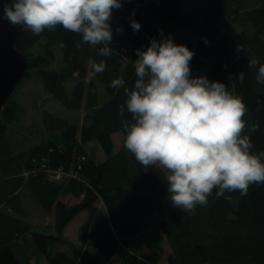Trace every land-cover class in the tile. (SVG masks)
<instances>
[{
    "label": "trees",
    "instance_id": "1",
    "mask_svg": "<svg viewBox=\"0 0 264 264\" xmlns=\"http://www.w3.org/2000/svg\"><path fill=\"white\" fill-rule=\"evenodd\" d=\"M181 1L121 0L122 7L113 10L110 24L116 34L117 28L122 32L117 41L112 39V53L107 57L98 54L105 45L84 43L80 34L60 25L51 31L45 29L39 36L16 26L14 47L25 56L27 69L38 65L39 58L31 60L28 53L42 40L43 52L51 54L55 46L61 50L59 70H39L43 88L64 108L84 113L80 124L55 117L59 134L31 147L16 163L6 130L17 120L19 106L10 95L0 107V264H22L14 246L24 234H31L48 264H91L49 250L56 243L71 245L63 237V230L84 210L87 216L79 226L78 239L94 247L98 257H111L119 243L139 236L158 213L166 216L161 223L170 247L166 264H264V183L251 184L246 195L226 191L217 197L213 189L206 204H197L192 211L172 210L166 215L169 193L165 171L157 165L145 169L124 147L123 122H135L126 108L124 88L132 90L138 79L134 67L136 50H144L152 38L159 41L161 33L173 36L188 29L190 34L175 38L174 43L194 52L189 64L191 75L219 81L242 98L247 108L242 135L250 138L251 153L264 152V84L256 81L259 65L247 67L253 57L264 64V2L246 9L242 0H207L184 11ZM232 3L239 5V14L227 13ZM130 19L141 25L139 31L132 30ZM127 44L131 45L129 53ZM237 46L243 50L237 51ZM101 60L106 62L105 71L86 80L91 64ZM74 71L79 72L78 80L73 77ZM240 72H244L243 83L236 78ZM118 77L124 79L125 86L111 87V81ZM67 82H72L70 90ZM121 106L125 109L123 116ZM116 134L122 135L123 143L114 148ZM88 142L96 143L103 155L100 160L88 155L84 147ZM59 167L73 170L76 177L49 179L47 170ZM21 183L27 184L52 220L53 233L32 231L31 222L17 216L25 215L16 201ZM68 195L82 199L67 204L62 198ZM129 256L138 259L137 264L157 262L146 254ZM109 264L134 263L124 258L121 263Z\"/></svg>",
    "mask_w": 264,
    "mask_h": 264
},
{
    "label": "clouds",
    "instance_id": "2",
    "mask_svg": "<svg viewBox=\"0 0 264 264\" xmlns=\"http://www.w3.org/2000/svg\"><path fill=\"white\" fill-rule=\"evenodd\" d=\"M121 7V0H0V20L36 36L60 25L80 34L84 43L105 45L98 54L107 57L112 53V13ZM129 23L134 32L140 30L135 19ZM161 37L136 50L138 79L132 90L124 88L135 122H123L124 147L145 169L158 165L167 171L169 199L178 209L192 211L206 204L213 189L217 197L226 191L246 195L251 184L264 183V152L251 153V140L242 135L246 105L223 83L193 77L189 64L194 52L173 43L170 35ZM257 65L256 81L264 84V64L255 57L247 62L248 68ZM105 68V61L93 62L85 79L91 81ZM73 77L78 80L79 72ZM236 78L243 83L244 72ZM110 86L124 87L125 81L118 77ZM124 110L121 106V116Z\"/></svg>",
    "mask_w": 264,
    "mask_h": 264
},
{
    "label": "rangeland",
    "instance_id": "3",
    "mask_svg": "<svg viewBox=\"0 0 264 264\" xmlns=\"http://www.w3.org/2000/svg\"><path fill=\"white\" fill-rule=\"evenodd\" d=\"M206 1L207 0H182L180 6L182 10L185 11L197 5H203ZM242 2V6H245L246 9H250L259 6L264 0H242ZM240 12L241 9L239 5L233 3L227 8V13L229 15L239 14ZM189 34L190 31L188 29H181V32L171 36L173 43L175 38L188 36ZM112 35L113 41H117L118 33L116 34L112 31ZM163 37H168V32H164ZM43 44L44 40L33 46L29 51L28 58L34 60V58L38 57L39 63L36 67L27 69V74L19 81L10 97L12 100L16 101L19 106L17 120L9 124L6 130L8 143L13 151V157H16V163L21 162L24 154L31 147L45 140L52 139L59 134V130L55 127L56 123L53 120L55 117L65 119L70 124H80L83 122L82 117L84 112L82 110L64 108L59 101L44 90L39 70H59L61 50L55 46L52 48V53L48 54L45 51L43 52ZM125 49L127 53H129L131 45H125ZM71 86L72 82L66 83L68 90H70ZM49 115L53 117L50 120L48 119ZM114 139V148L123 143L121 134H116ZM84 147L91 158L94 160L101 159L100 150L95 142H88ZM164 171L167 175V171ZM1 179H4V177ZM21 186L22 188L16 191V201L25 210V215L17 216L25 221L31 222L33 226L32 231L43 234L53 233V222L48 214H46L43 209H40L41 206L34 197L31 189L24 183H21ZM81 199V197L75 199L72 196H65L62 198L67 204L79 202ZM165 208L166 215L172 210H180L171 204L169 197L166 200ZM165 217L166 216L155 213L152 217L151 225L143 234L125 243H119L114 254L106 258L98 257L94 247L89 245L87 241L78 239L81 216L77 215L62 233L66 241L71 242V245L56 243L52 245L49 250L51 252L61 251L77 261H87L91 264L94 262H96V264H109L111 262L121 263L124 258L137 264L138 259L130 257L129 253L135 254V256H143L147 253L148 257L157 261L156 264H166L165 258L166 255L170 253V247L161 228V223ZM14 252L22 264H48L46 258L34 243L31 234L20 236L17 245L14 246Z\"/></svg>",
    "mask_w": 264,
    "mask_h": 264
},
{
    "label": "water",
    "instance_id": "4",
    "mask_svg": "<svg viewBox=\"0 0 264 264\" xmlns=\"http://www.w3.org/2000/svg\"><path fill=\"white\" fill-rule=\"evenodd\" d=\"M16 36V26L0 20V107L5 105L28 67L25 56L14 47Z\"/></svg>",
    "mask_w": 264,
    "mask_h": 264
},
{
    "label": "built area",
    "instance_id": "5",
    "mask_svg": "<svg viewBox=\"0 0 264 264\" xmlns=\"http://www.w3.org/2000/svg\"><path fill=\"white\" fill-rule=\"evenodd\" d=\"M84 156H81V159L84 160ZM80 162V158H79ZM80 166V165H78ZM48 178L54 181H60L63 178H69V177H76V173L71 171H64L62 168H56V169H48L47 170ZM28 173H24L25 176H27Z\"/></svg>",
    "mask_w": 264,
    "mask_h": 264
},
{
    "label": "crops",
    "instance_id": "6",
    "mask_svg": "<svg viewBox=\"0 0 264 264\" xmlns=\"http://www.w3.org/2000/svg\"><path fill=\"white\" fill-rule=\"evenodd\" d=\"M100 155H101V157L103 156L101 151H100ZM68 196H70V195H68ZM80 197H81V196H80ZM80 197H79V198H80ZM74 198H75V197H74ZM79 198H75V199H79ZM40 209L42 210L41 207H40ZM77 215L81 216V219H80V221H79V226H80L81 223L86 219L87 211H85V210H84V211H81V212H79L78 214H76L75 216H77ZM75 216H74V218H75ZM74 218H73V219H74ZM73 219H72V220H73ZM72 220H71V221H72ZM71 221H70V222H71ZM70 222H68V224L65 226V228L69 225ZM65 228H64V229H65ZM146 230H147V229H146ZM146 230H144L143 232H145ZM143 232H142L141 234H143ZM141 234H139V236H140ZM146 255H148V254L146 253Z\"/></svg>",
    "mask_w": 264,
    "mask_h": 264
}]
</instances>
